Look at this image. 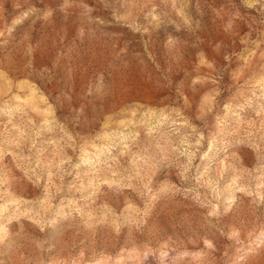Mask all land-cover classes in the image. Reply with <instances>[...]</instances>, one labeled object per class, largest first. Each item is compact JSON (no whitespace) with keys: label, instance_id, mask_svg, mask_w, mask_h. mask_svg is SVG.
Instances as JSON below:
<instances>
[{"label":"rangeland","instance_id":"obj_1","mask_svg":"<svg viewBox=\"0 0 264 264\" xmlns=\"http://www.w3.org/2000/svg\"><path fill=\"white\" fill-rule=\"evenodd\" d=\"M0 264H264V0H0Z\"/></svg>","mask_w":264,"mask_h":264}]
</instances>
